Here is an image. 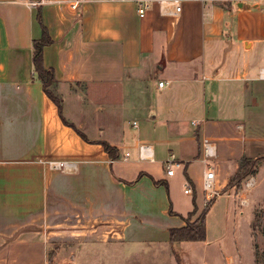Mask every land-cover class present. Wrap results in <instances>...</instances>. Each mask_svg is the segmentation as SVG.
I'll use <instances>...</instances> for the list:
<instances>
[{
    "label": "crops",
    "instance_id": "crops-1",
    "mask_svg": "<svg viewBox=\"0 0 264 264\" xmlns=\"http://www.w3.org/2000/svg\"><path fill=\"white\" fill-rule=\"evenodd\" d=\"M137 1L82 0L73 8V0L38 7L0 0V264H87L83 252L99 245L122 254L147 245L177 264L169 229L207 203L201 138L213 146L207 163L219 191L241 157L264 155V12L226 0H176L180 12L167 14L173 0H145L139 17ZM38 11L52 39L42 57L54 71L60 114L33 67ZM140 145L150 147V159H139ZM169 158L177 163L172 175ZM228 192L207 213L225 196L233 214ZM205 234L175 245L183 264L195 256L222 260L219 239ZM224 261L246 264L236 244Z\"/></svg>",
    "mask_w": 264,
    "mask_h": 264
},
{
    "label": "rangeland",
    "instance_id": "rangeland-1",
    "mask_svg": "<svg viewBox=\"0 0 264 264\" xmlns=\"http://www.w3.org/2000/svg\"><path fill=\"white\" fill-rule=\"evenodd\" d=\"M254 8L263 12L264 3H261L259 7ZM51 90L56 95L54 88H51ZM258 162L257 174L254 176H247L242 181L241 188L236 192L232 189V198L229 200H233L236 205V210L233 214L230 210V205H228L229 201L225 198V196L218 199L215 207L212 208L210 212L206 213L205 224L209 241L216 238L219 239L218 242L221 245L220 256L222 257V260L218 257L215 259L216 262L210 261L207 262V264H225L224 255L231 254L235 244L236 247L238 246L239 251L243 254L245 262L246 253L251 250L253 254L252 264H264V159H261ZM248 180H251L252 184L249 188H246V182ZM176 191L178 195L182 196L179 187H177ZM228 191L229 190L223 192L221 190L219 191V194L222 192L229 193ZM257 192H259V194H257ZM214 197L216 198L217 195ZM242 199H246L249 205L243 207V205L248 203L241 204ZM241 211L244 212L243 216L240 215ZM198 216L195 215L194 212L192 215H187L185 218L192 222ZM248 218H250L249 238L251 249L247 244L246 237V222ZM52 239L56 240L57 236L52 237ZM99 246L101 247L98 249L97 253L83 252L86 256L85 262L87 264H101L102 261L105 264H165L162 251L158 252L159 249L151 248L147 245L141 246L142 248L131 246L130 252H125L123 254L115 250H113V252L111 251V253L106 251V246L110 245ZM117 246L119 247V245ZM56 249L57 243H51V246L47 248V258H49L48 254H51V252L54 254ZM210 250L211 253L209 254V257H214V254H212L214 249ZM122 255L124 257L123 261L118 258V256ZM193 261L194 264H205L204 261L197 256H195V260ZM49 264L53 263L50 262Z\"/></svg>",
    "mask_w": 264,
    "mask_h": 264
},
{
    "label": "trees",
    "instance_id": "trees-1",
    "mask_svg": "<svg viewBox=\"0 0 264 264\" xmlns=\"http://www.w3.org/2000/svg\"><path fill=\"white\" fill-rule=\"evenodd\" d=\"M37 20L41 25V36L38 39L33 40V55H32V62L34 71L37 75V78L42 84L43 91L45 94L56 104L59 114H60V99L52 92L51 88H53L56 84V78L54 75V71L52 68H47L44 66L43 63V47L48 45L52 42L51 37L49 36L45 26L41 21V14L40 11L37 12ZM65 124L67 122L62 120ZM76 132L85 139L84 135L76 130ZM103 146L104 150L107 152L111 159L117 158V150L115 147L111 146L107 142H100ZM264 159V155H258L255 158L243 156L239 160L238 167L233 175L229 178L228 182L222 189L223 192L234 189L235 192L241 188L242 181L249 175H256L258 168V161ZM155 183H163L161 180L155 181ZM222 192V193H223ZM215 197H212L210 200L207 201L205 207L202 209L199 216L192 222H190L187 218H185V225L176 228L169 229V242L171 244L172 252L175 257L177 264H183L182 257L176 248V244L182 241H202L205 239V216L207 211L209 210L210 206L214 202ZM171 212V211H170ZM194 213V210L189 212L187 215L190 216ZM50 254V253H49ZM48 257L50 259L53 258L52 252Z\"/></svg>",
    "mask_w": 264,
    "mask_h": 264
},
{
    "label": "built area",
    "instance_id": "built-area-1",
    "mask_svg": "<svg viewBox=\"0 0 264 264\" xmlns=\"http://www.w3.org/2000/svg\"><path fill=\"white\" fill-rule=\"evenodd\" d=\"M20 3H23L29 7H38L40 6L43 2H46V0H14ZM82 0H73L71 6L75 8L79 2ZM199 1L200 3H206L209 0H196ZM226 1H232V3L237 4L240 0H226ZM261 3H264V0H256L254 3V7H259ZM172 10L167 11V14H177L180 12L181 6L178 1L173 0L171 2ZM149 4L145 0H138L136 2V10L137 14L139 17H143L146 13V10L148 9ZM264 12V10H263ZM259 76L261 78H264V68L261 69ZM204 78V76H203ZM166 82L164 81H159L158 86L163 87ZM195 123V122H194ZM135 125V122L133 123ZM196 124V123H195ZM150 153L151 149L148 145H140L139 146V159L141 160H147L150 159ZM128 156V153L125 154V157ZM214 156V151H213V146L211 142L208 141L207 138L202 137L201 138V160L203 163L206 164L205 170H203L202 173V190L204 192V197L206 201L210 200L214 196L219 195V190L217 189L216 185V178L215 174L213 171L212 166L207 163V161ZM177 163L173 158H169L165 161V169L166 173L168 175H172L174 173V169ZM71 163L68 162H57L54 164V167L60 168L62 170H65L67 168H70ZM252 184L251 180H248L246 182V188H249L250 185ZM192 192V188L189 183L185 184L184 188V193L190 194ZM247 203L246 199L241 200V204Z\"/></svg>",
    "mask_w": 264,
    "mask_h": 264
},
{
    "label": "water",
    "instance_id": "water-1",
    "mask_svg": "<svg viewBox=\"0 0 264 264\" xmlns=\"http://www.w3.org/2000/svg\"><path fill=\"white\" fill-rule=\"evenodd\" d=\"M237 5L239 7H242V8H251V7H253V5L251 6V5L245 4L243 2H239V3H237Z\"/></svg>",
    "mask_w": 264,
    "mask_h": 264
}]
</instances>
